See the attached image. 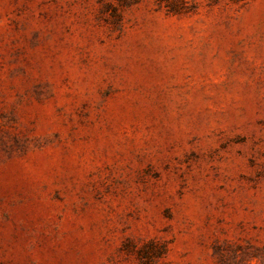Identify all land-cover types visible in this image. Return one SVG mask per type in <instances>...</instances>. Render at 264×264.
<instances>
[{
	"label": "rangeland",
	"instance_id": "1",
	"mask_svg": "<svg viewBox=\"0 0 264 264\" xmlns=\"http://www.w3.org/2000/svg\"><path fill=\"white\" fill-rule=\"evenodd\" d=\"M0 264H264V0H0Z\"/></svg>",
	"mask_w": 264,
	"mask_h": 264
}]
</instances>
